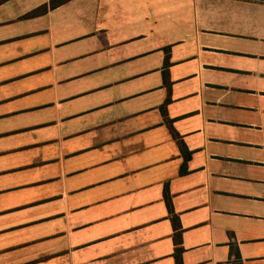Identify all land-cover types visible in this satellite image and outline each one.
<instances>
[{
  "label": "crops",
  "instance_id": "obj_1",
  "mask_svg": "<svg viewBox=\"0 0 264 264\" xmlns=\"http://www.w3.org/2000/svg\"><path fill=\"white\" fill-rule=\"evenodd\" d=\"M49 1L0 0V264H264V0Z\"/></svg>",
  "mask_w": 264,
  "mask_h": 264
},
{
  "label": "trees",
  "instance_id": "obj_2",
  "mask_svg": "<svg viewBox=\"0 0 264 264\" xmlns=\"http://www.w3.org/2000/svg\"><path fill=\"white\" fill-rule=\"evenodd\" d=\"M63 1H65V0H50L48 4L50 7H53V6L60 4ZM45 9H46V4H43L40 7H37L36 9L28 12L26 15L31 16L33 14H36L39 11H44ZM164 82L167 83L166 79H164ZM161 109H163V105L161 106ZM173 135L177 139V136L175 134H173ZM178 143H179L180 151L184 155V158H187L189 156V152L187 151L186 147L184 146V144L181 141H178ZM184 171H185V168L181 167L180 172H184ZM178 249L179 248H177L176 250H178Z\"/></svg>",
  "mask_w": 264,
  "mask_h": 264
}]
</instances>
